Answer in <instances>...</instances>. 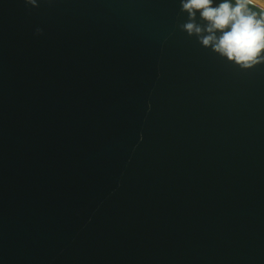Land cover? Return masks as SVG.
<instances>
[{
	"label": "water",
	"instance_id": "1",
	"mask_svg": "<svg viewBox=\"0 0 264 264\" xmlns=\"http://www.w3.org/2000/svg\"><path fill=\"white\" fill-rule=\"evenodd\" d=\"M0 264H264V7L0 0Z\"/></svg>",
	"mask_w": 264,
	"mask_h": 264
},
{
	"label": "bare ground",
	"instance_id": "2",
	"mask_svg": "<svg viewBox=\"0 0 264 264\" xmlns=\"http://www.w3.org/2000/svg\"><path fill=\"white\" fill-rule=\"evenodd\" d=\"M253 1H255L256 3H258V4H260V5H262L264 7V4L261 3L260 1H258V0H253Z\"/></svg>",
	"mask_w": 264,
	"mask_h": 264
},
{
	"label": "rangeland",
	"instance_id": "3",
	"mask_svg": "<svg viewBox=\"0 0 264 264\" xmlns=\"http://www.w3.org/2000/svg\"><path fill=\"white\" fill-rule=\"evenodd\" d=\"M258 1H260L261 3H263V4H264V0H258Z\"/></svg>",
	"mask_w": 264,
	"mask_h": 264
}]
</instances>
